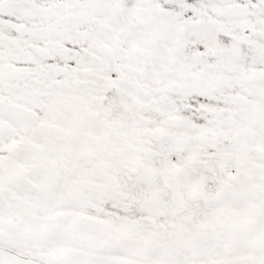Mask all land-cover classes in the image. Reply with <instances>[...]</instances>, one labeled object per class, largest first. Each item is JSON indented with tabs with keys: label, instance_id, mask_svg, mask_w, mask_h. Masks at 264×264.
<instances>
[{
	"label": "snow or ice",
	"instance_id": "6c2138e0",
	"mask_svg": "<svg viewBox=\"0 0 264 264\" xmlns=\"http://www.w3.org/2000/svg\"><path fill=\"white\" fill-rule=\"evenodd\" d=\"M0 264H264V0H0Z\"/></svg>",
	"mask_w": 264,
	"mask_h": 264
}]
</instances>
